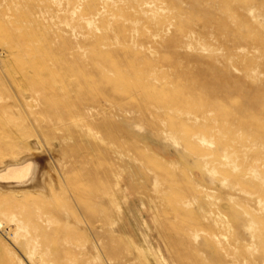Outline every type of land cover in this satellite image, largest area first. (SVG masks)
Segmentation results:
<instances>
[{"label":"rangeland","instance_id":"1","mask_svg":"<svg viewBox=\"0 0 264 264\" xmlns=\"http://www.w3.org/2000/svg\"><path fill=\"white\" fill-rule=\"evenodd\" d=\"M162 36L215 72L220 94L181 87L166 99L165 65L139 82L125 63L106 68L124 96L118 213L76 208L49 223L35 203L0 193V264H264V0H0V153L39 143L43 169L53 146L40 130L49 91L28 89L21 66L47 81L43 71L61 67L54 52H85L91 68L113 52L140 58ZM22 54L43 56L36 74Z\"/></svg>","mask_w":264,"mask_h":264},{"label":"bare ground","instance_id":"2","mask_svg":"<svg viewBox=\"0 0 264 264\" xmlns=\"http://www.w3.org/2000/svg\"><path fill=\"white\" fill-rule=\"evenodd\" d=\"M25 36L19 35L14 43L20 47ZM160 40L144 45L148 54L140 58L131 59L113 52L109 56L94 58L91 68H88L89 61L81 59L85 52L74 58L54 52L53 56L60 60L61 67L58 70L45 67L46 71L43 72L49 77L45 79L47 77L44 76L47 81L41 80V72L38 74L40 79L30 81L27 69L21 66L20 73L23 72V81L28 89L41 86L49 91L46 106H43L46 107L44 112L47 116H44L47 126H42L40 130L46 144L53 146L48 159L45 158L47 165L43 169L39 167V159L32 157L34 151L41 153L44 150L39 143L38 148L29 146L26 156L14 157L22 148L20 146L1 151V158L10 157V160L0 167V193L9 198L22 196L28 202L35 203L49 223L57 218L56 214H75L76 208L88 212L93 206L104 218L118 213L117 195L121 188V175L117 158L120 157L121 142L113 121L117 114L118 97L123 95L114 78L103 71L106 68L117 70L119 63H125L131 66L130 70L139 82L153 78L152 75L156 78L157 73H154L165 65L169 71L163 75L174 86L173 92L168 89L167 93L166 90L162 91L166 99L179 97L181 87L190 92L198 90L203 97L215 92L220 94V84L208 80L210 74L216 75L215 72L204 69L195 55L168 37L162 36ZM18 58V64H31L35 74L43 62L41 54H37L33 62L28 60L26 54ZM7 211L9 208L6 214ZM7 221L0 215V227L7 225ZM102 221L105 223L104 219ZM108 225L110 231L114 232V223ZM78 246L72 251L77 250Z\"/></svg>","mask_w":264,"mask_h":264}]
</instances>
